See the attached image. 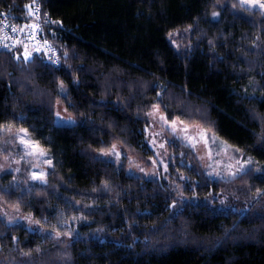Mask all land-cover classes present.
Instances as JSON below:
<instances>
[{
	"label": "clouds",
	"instance_id": "1",
	"mask_svg": "<svg viewBox=\"0 0 264 264\" xmlns=\"http://www.w3.org/2000/svg\"><path fill=\"white\" fill-rule=\"evenodd\" d=\"M172 3L131 11L144 67L54 0H0V264H264V0Z\"/></svg>",
	"mask_w": 264,
	"mask_h": 264
},
{
	"label": "trees",
	"instance_id": "2",
	"mask_svg": "<svg viewBox=\"0 0 264 264\" xmlns=\"http://www.w3.org/2000/svg\"><path fill=\"white\" fill-rule=\"evenodd\" d=\"M54 2L56 6L51 8L53 13L62 12L68 20L79 21L82 29L85 24L91 25L94 30L87 32L90 44L99 43L103 32L108 46L113 49H119L120 54L124 58L136 59L142 57L140 60L142 66H151V57L148 54V50L156 44L159 33L154 25L150 27L147 34L143 27L137 30L135 25H133L131 22V11L136 0H131V2L129 0H54ZM189 3L195 5L197 0H189ZM172 9L175 19H180L183 13L178 8L176 0H173ZM125 23L128 24L127 30L121 27ZM132 36H135L134 42L131 40ZM89 51H94V49L89 48ZM193 68L195 71L191 78L190 86L193 89L203 87L207 92L214 93L217 96V102L221 106L227 107L231 112L226 93L222 90L224 83L222 78L212 77L205 80L203 76L206 75V72L203 66L196 64L193 65ZM197 76L200 79H197ZM171 78L173 80L180 79L178 76H171ZM221 123L222 134L231 137L239 144L249 142L247 133L236 127L226 117H221ZM59 139L61 143H71L66 136H61ZM262 158H264V155H262ZM71 166L77 167L76 165ZM176 264H180V258H177Z\"/></svg>",
	"mask_w": 264,
	"mask_h": 264
}]
</instances>
